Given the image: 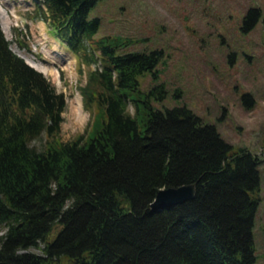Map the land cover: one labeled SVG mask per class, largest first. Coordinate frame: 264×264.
Wrapping results in <instances>:
<instances>
[{"label":"trees","instance_id":"obj_1","mask_svg":"<svg viewBox=\"0 0 264 264\" xmlns=\"http://www.w3.org/2000/svg\"><path fill=\"white\" fill-rule=\"evenodd\" d=\"M34 1L77 63L93 64L78 87L90 120L60 140L63 93L0 30V264H253L256 155L185 104L162 103L161 48L94 37L97 0ZM258 13L248 7L239 31ZM191 182V199L150 209L159 188Z\"/></svg>","mask_w":264,"mask_h":264},{"label":"rangeland","instance_id":"obj_2","mask_svg":"<svg viewBox=\"0 0 264 264\" xmlns=\"http://www.w3.org/2000/svg\"><path fill=\"white\" fill-rule=\"evenodd\" d=\"M34 4L0 0V30L10 49L63 93L58 137L65 141L84 133L89 123L78 87L93 64L77 63L35 16ZM250 6L260 14L240 32L241 17ZM92 16L100 20L94 37H125L128 50L161 48L156 82L165 86L162 103L185 104L226 142L256 155L260 199L251 228L253 264H264V0H97L88 11ZM150 82L145 75L141 87ZM243 94L250 96V104Z\"/></svg>","mask_w":264,"mask_h":264},{"label":"water","instance_id":"obj_3","mask_svg":"<svg viewBox=\"0 0 264 264\" xmlns=\"http://www.w3.org/2000/svg\"><path fill=\"white\" fill-rule=\"evenodd\" d=\"M195 185V182H191L174 187L159 188L149 203L150 209L156 211L167 205L178 204L191 199L195 194Z\"/></svg>","mask_w":264,"mask_h":264},{"label":"bare ground","instance_id":"obj_4","mask_svg":"<svg viewBox=\"0 0 264 264\" xmlns=\"http://www.w3.org/2000/svg\"><path fill=\"white\" fill-rule=\"evenodd\" d=\"M29 63V62H28ZM34 66V65H33ZM35 67V66H34ZM35 68H37V67H35ZM38 69V68H37Z\"/></svg>","mask_w":264,"mask_h":264}]
</instances>
